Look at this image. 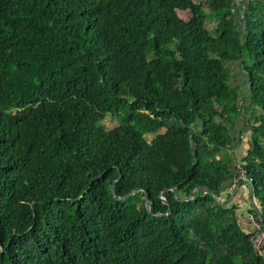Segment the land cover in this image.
I'll return each mask as SVG.
<instances>
[{
	"label": "trees",
	"instance_id": "16d2710c",
	"mask_svg": "<svg viewBox=\"0 0 264 264\" xmlns=\"http://www.w3.org/2000/svg\"><path fill=\"white\" fill-rule=\"evenodd\" d=\"M263 140L264 0H0V264H264L233 204L187 199L238 164L264 219Z\"/></svg>",
	"mask_w": 264,
	"mask_h": 264
},
{
	"label": "crops",
	"instance_id": "0c3cea01",
	"mask_svg": "<svg viewBox=\"0 0 264 264\" xmlns=\"http://www.w3.org/2000/svg\"><path fill=\"white\" fill-rule=\"evenodd\" d=\"M239 77L241 78L240 83L234 85H237L239 88L242 89L240 91L241 101L239 102L242 108L240 110V114L236 117L235 121L232 124H230L228 127V133L231 136V138L234 140V142H232L231 144L233 145L236 143L232 149V151H234L236 154V156H234L236 158L235 161H237V158L240 157V155H242L245 152L246 148L248 147V141L250 140L251 127L253 125V121L261 113L258 108L254 109L249 106V101L246 94V84L243 81L244 76L242 77L240 75ZM243 84H245V87L242 86ZM233 162L234 160L232 161L231 167H233ZM224 185H230V183L225 182ZM234 185L235 184L233 185L231 184L230 188H226L224 189V191L227 192L229 195L232 192ZM223 197H225V195H223ZM247 199H248L247 188L241 186L227 203L233 204L234 206L236 204L237 207L236 215L238 222H240L244 227L247 226L250 229V226L246 225L247 219H250L249 216H251L248 212V208L250 204L247 202ZM253 203L255 204L256 208L259 209V201H257V199H254ZM241 205H246L248 208L244 209L242 212L241 209L239 208ZM262 255H264V246H263Z\"/></svg>",
	"mask_w": 264,
	"mask_h": 264
},
{
	"label": "water",
	"instance_id": "95a60500",
	"mask_svg": "<svg viewBox=\"0 0 264 264\" xmlns=\"http://www.w3.org/2000/svg\"><path fill=\"white\" fill-rule=\"evenodd\" d=\"M115 181V180H114ZM243 186V187H246L247 188V198H248V203L250 204V206L252 207V209H254V211L256 212L257 214V217H258V222H259V225L260 227L264 230V219L263 217L261 216V213L259 211L258 208H256L255 204L253 203V199H252V188H251V184L249 183V181L247 180H244V181H240L238 183H236L233 187V190L232 192L228 195V197H222L221 195H217L207 189H204V188H201L200 186H195L194 188H192V190L190 191L189 195H188V198L187 199H190L193 195V193L195 191H202L204 193H208L210 194L213 199L219 203V204H224V203H227L231 198L232 196L238 191V189ZM173 193H175V190L173 187L169 188ZM136 189L132 190L131 192H134ZM161 191H164V189H162ZM160 191V192H161ZM110 194H111V197L113 199H118V200H121L123 199L127 194H124L122 196H119V197H116L114 195V190H113V183L111 184V187H110ZM160 197V196H159ZM174 197L176 198L175 194H174ZM180 201H183L184 199H180V198H176ZM163 203H166V201L164 199H162ZM144 202H145V206H146V209L148 211L149 214L151 215H154V216H163V215H167L169 214L170 212V209L169 207L167 208V210L165 212H152L151 209L148 207V203H147V195L145 194L144 196Z\"/></svg>",
	"mask_w": 264,
	"mask_h": 264
},
{
	"label": "built area",
	"instance_id": "2783aa9c",
	"mask_svg": "<svg viewBox=\"0 0 264 264\" xmlns=\"http://www.w3.org/2000/svg\"><path fill=\"white\" fill-rule=\"evenodd\" d=\"M242 0H234V5H240ZM234 182L246 180V171L241 165H235ZM250 223L253 227V233L250 236V243L255 254L261 255L264 244V230L260 227L259 222L250 217Z\"/></svg>",
	"mask_w": 264,
	"mask_h": 264
},
{
	"label": "rangeland",
	"instance_id": "374dc122",
	"mask_svg": "<svg viewBox=\"0 0 264 264\" xmlns=\"http://www.w3.org/2000/svg\"><path fill=\"white\" fill-rule=\"evenodd\" d=\"M177 14L178 16H180L181 18H184L185 17V13L183 11H180L178 10L177 11ZM207 27H210L212 26V23L211 22H206L205 23ZM229 69H230V73L233 74V77L232 79H230V84L234 85V84H237V83H240L241 81V78L239 77L240 75L243 77V75L240 72V69H239V64L238 62H229ZM236 79V80H235ZM244 81V80H243ZM245 83V81H244ZM243 87H245V84L242 85ZM239 90L241 91L242 89L239 88ZM114 118L111 117V116H107L104 120H103V125L108 128L110 125H112L114 123ZM223 197V196H222ZM236 205H235V209H234V213L236 214L237 213V210H236ZM241 209V211L243 212L244 209L248 208L246 205H241L239 207ZM264 246V244H263ZM263 251V250H262Z\"/></svg>",
	"mask_w": 264,
	"mask_h": 264
}]
</instances>
